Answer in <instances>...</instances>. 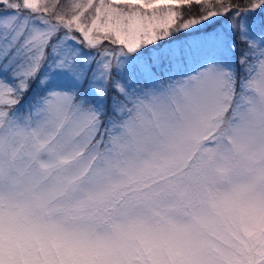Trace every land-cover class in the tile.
<instances>
[{
    "label": "snow or ice",
    "instance_id": "snow-or-ice-1",
    "mask_svg": "<svg viewBox=\"0 0 264 264\" xmlns=\"http://www.w3.org/2000/svg\"><path fill=\"white\" fill-rule=\"evenodd\" d=\"M0 264H264V0H0Z\"/></svg>",
    "mask_w": 264,
    "mask_h": 264
}]
</instances>
